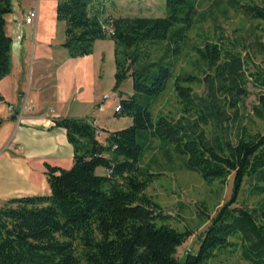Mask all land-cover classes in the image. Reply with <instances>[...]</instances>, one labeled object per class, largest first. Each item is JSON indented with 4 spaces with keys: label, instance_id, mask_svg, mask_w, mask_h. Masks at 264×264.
<instances>
[{
    "label": "trees",
    "instance_id": "trees-1",
    "mask_svg": "<svg viewBox=\"0 0 264 264\" xmlns=\"http://www.w3.org/2000/svg\"><path fill=\"white\" fill-rule=\"evenodd\" d=\"M90 2L56 0L55 18L63 22L60 45L69 57H77L89 54L96 39L113 42L112 90L126 78L132 90L118 98L115 115L129 117L130 123L106 131L99 141L100 129L88 117L53 118V125L65 130L72 164L44 165L48 193L1 203L0 264H203L236 250L243 264H264V223L257 221L256 209L236 205L244 182L264 202V130L251 133L237 123L231 136L234 116L227 114H236L250 82L261 91L252 114L264 117V68H248V52L241 54L235 42L221 36L196 48L201 77L187 72L172 76V55L193 22L197 0H164V16L104 18L88 12ZM235 4L246 17L264 21V7ZM10 11V0H0V78L10 69V37L4 31ZM174 24L178 28L169 33ZM158 42L164 43L162 52L151 57L149 48ZM257 45L264 52V42ZM170 78L180 113L153 116L152 100ZM198 82L204 86L201 94L189 85ZM151 137L171 144L182 156L181 165L207 183L231 175L229 198L211 216L200 210L199 219L208 224L197 249L181 260L176 248L191 231L166 224L170 216L144 192L160 173L141 164ZM96 167L103 173H96ZM259 213L264 217V209Z\"/></svg>",
    "mask_w": 264,
    "mask_h": 264
},
{
    "label": "crops",
    "instance_id": "crops-1",
    "mask_svg": "<svg viewBox=\"0 0 264 264\" xmlns=\"http://www.w3.org/2000/svg\"><path fill=\"white\" fill-rule=\"evenodd\" d=\"M140 2L91 0L88 12L100 18L147 16L141 13ZM55 4L56 0H32L26 12L33 9L35 16L26 24V12L24 16L14 13L10 1L11 11L4 17L10 69L0 78V205L8 198L48 193L45 164L71 166L72 147L64 128L53 125V118L88 117L100 129L99 141L106 131L117 130L108 127L116 117L111 101L114 106L115 100L124 97L121 84L112 90L113 42L96 39L89 54L69 57L60 45L63 22L55 18ZM106 93L111 96L105 104L108 99L101 98ZM131 93L129 88L125 95ZM96 169L98 174L104 171Z\"/></svg>",
    "mask_w": 264,
    "mask_h": 264
},
{
    "label": "rangeland",
    "instance_id": "rangeland-1",
    "mask_svg": "<svg viewBox=\"0 0 264 264\" xmlns=\"http://www.w3.org/2000/svg\"><path fill=\"white\" fill-rule=\"evenodd\" d=\"M10 1L13 12L21 16H24L28 4L32 2V0ZM236 1L239 3L249 2L264 7V0H197L193 22L183 31L184 37L182 40H177L179 52L175 56L172 55L174 61L172 76L187 72L201 77L202 63L198 58L196 48L202 47L205 41H214L221 36L225 40L235 42L237 48H240L241 54L248 52L250 57L247 64L248 68L251 69L255 65L264 68V52L260 51L257 45L258 42H264V21L246 17L237 9ZM140 5L143 8L142 14L151 17L165 15L164 0H141ZM147 5L150 6L148 10L145 8ZM176 28H178L177 24L172 25L169 28V33ZM163 46V42L151 46L149 48L151 57L160 55ZM128 80L126 78L121 83L124 91L122 92L123 96L129 88L131 89ZM189 85L194 92L199 94L203 92L204 86L202 83ZM246 86L248 94L237 104L236 114H233L231 110L227 111L229 117L234 116L233 123H229L231 136L237 123L245 126L251 133L264 130V117L260 119L252 114V107L256 105L257 95L261 91L253 87L250 82ZM172 88V78H170L166 81L163 91L152 100L150 108L153 116L160 112L170 116L179 115L177 98ZM108 101L110 99L106 100L105 104ZM109 107L112 110V101ZM116 117L110 122L111 124H108V127L120 129L130 123V118L127 116L119 119H116ZM137 139H141V137L137 136ZM149 143V148L143 152L141 164L148 166L153 172L160 173L153 177L144 192L159 204L165 214L170 216L166 220V224L178 230L191 231L176 248V256L181 260L185 252H194L197 249L201 232L208 224V220L201 221L199 219V215H203L200 210L211 216L229 198L231 175L227 176L223 182L214 180L207 183L197 172L181 165L182 156L173 150L171 144L163 143L152 137L149 139ZM95 172L99 173V170L96 169ZM236 205L256 209L257 221L264 223V217L259 213L261 209H264V207H261V205L264 206L262 197L251 193L247 182L242 184ZM203 264L243 263L238 259L236 250L226 256L221 254Z\"/></svg>",
    "mask_w": 264,
    "mask_h": 264
},
{
    "label": "built area",
    "instance_id": "built-area-1",
    "mask_svg": "<svg viewBox=\"0 0 264 264\" xmlns=\"http://www.w3.org/2000/svg\"><path fill=\"white\" fill-rule=\"evenodd\" d=\"M34 16H35V11L33 9H29L24 16V20H23L24 23L29 24L32 21V19L34 18ZM110 32H111L110 30H107V34H110ZM16 38H18V35H16ZM110 96H111L110 94H103L101 100L104 101V100L108 99ZM101 105L102 104L98 105L99 110L102 107ZM8 109H10V108H8ZM118 110H119V105H118V99H117V100H115V104L113 106V111L117 112ZM92 123L94 124V121H92ZM99 134H100V130H96V135H99Z\"/></svg>",
    "mask_w": 264,
    "mask_h": 264
}]
</instances>
